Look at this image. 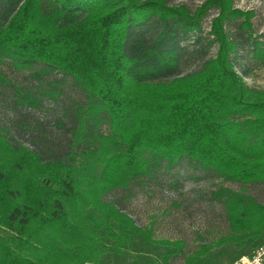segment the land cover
<instances>
[{
  "label": "trees",
  "instance_id": "trees-1",
  "mask_svg": "<svg viewBox=\"0 0 264 264\" xmlns=\"http://www.w3.org/2000/svg\"><path fill=\"white\" fill-rule=\"evenodd\" d=\"M229 4L207 0L189 15L164 0H0V63L41 65L36 72L69 77L85 96L73 105L76 127L62 158L43 160L0 128V264H100L132 241L151 242L103 197L184 158L226 181L264 183V90L248 88L236 73L240 43L224 30L240 16L250 36L251 12ZM210 7L218 10L208 31L214 56L191 74L157 80L177 64L176 28L184 36L199 31ZM151 19L162 25L154 35ZM251 47L264 61V43ZM3 81L16 105L39 107L33 91ZM213 196L231 230L215 245L232 243L244 255L263 243L264 203L223 187ZM160 242L169 264L183 242Z\"/></svg>",
  "mask_w": 264,
  "mask_h": 264
},
{
  "label": "rangeland",
  "instance_id": "rangeland-1",
  "mask_svg": "<svg viewBox=\"0 0 264 264\" xmlns=\"http://www.w3.org/2000/svg\"><path fill=\"white\" fill-rule=\"evenodd\" d=\"M206 1L164 0V3L168 7H181L191 15ZM229 6L241 12H251L250 36L249 31L239 27L243 17L224 23L229 37L240 43L234 56V69L248 88L264 90V61L251 51L252 40L264 43V0H230ZM217 14L216 7L207 9L197 32L184 36L176 28L177 64L172 72L157 80L168 81L191 74L214 56L217 44L208 31ZM150 25V35L162 27L156 19H151ZM40 67L33 65L18 69L8 61L0 63V128H6L12 144L35 151L43 160H56L70 149L72 128L76 127L74 113L77 107L73 105L83 104L85 96L69 77L57 73L42 75L36 72ZM4 79L23 91H33L39 97V107L32 109L16 105V94L4 84ZM47 93H53V98ZM99 130L106 132L107 126L102 124ZM220 187L243 192L256 202L264 203V183L226 181L185 158L169 170L158 169L150 176L133 180L126 189L110 191L104 200L111 201L136 226L147 231L151 242L132 241L122 253L104 254L100 264H163L162 257L168 247L160 241L178 240L183 242V247L169 264H184L186 257L201 249L206 252L200 256V261L192 264L230 263L246 250L232 243L214 244L217 239L231 234L224 207L213 196Z\"/></svg>",
  "mask_w": 264,
  "mask_h": 264
},
{
  "label": "built area",
  "instance_id": "built-area-1",
  "mask_svg": "<svg viewBox=\"0 0 264 264\" xmlns=\"http://www.w3.org/2000/svg\"><path fill=\"white\" fill-rule=\"evenodd\" d=\"M79 264H92L91 262H83ZM228 264H264V242L249 253L236 257Z\"/></svg>",
  "mask_w": 264,
  "mask_h": 264
}]
</instances>
